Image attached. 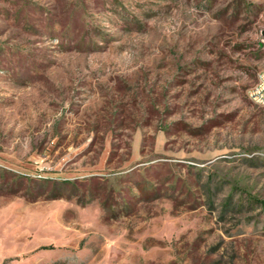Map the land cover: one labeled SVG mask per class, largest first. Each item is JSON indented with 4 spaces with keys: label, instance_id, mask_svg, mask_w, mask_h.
<instances>
[{
    "label": "rangeland",
    "instance_id": "374dc122",
    "mask_svg": "<svg viewBox=\"0 0 264 264\" xmlns=\"http://www.w3.org/2000/svg\"><path fill=\"white\" fill-rule=\"evenodd\" d=\"M264 0H0V264H264Z\"/></svg>",
    "mask_w": 264,
    "mask_h": 264
},
{
    "label": "built area",
    "instance_id": "2783aa9c",
    "mask_svg": "<svg viewBox=\"0 0 264 264\" xmlns=\"http://www.w3.org/2000/svg\"><path fill=\"white\" fill-rule=\"evenodd\" d=\"M247 94L254 103L264 105V71L260 73L258 81L248 89Z\"/></svg>",
    "mask_w": 264,
    "mask_h": 264
}]
</instances>
